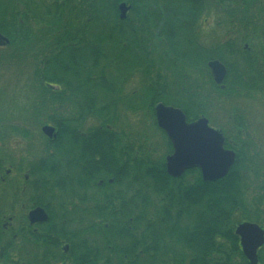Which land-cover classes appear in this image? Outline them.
<instances>
[{"label": "trees", "instance_id": "obj_1", "mask_svg": "<svg viewBox=\"0 0 264 264\" xmlns=\"http://www.w3.org/2000/svg\"><path fill=\"white\" fill-rule=\"evenodd\" d=\"M125 1L133 14L120 20L118 5ZM201 1L0 0V34L9 41L0 49L11 51L12 58H29L34 66V118L44 116L42 124L56 129V138L44 137L40 165L29 169L32 180L42 178L43 194L68 193L73 146H90L93 155L123 147V170H116L111 156L106 160L117 184L123 185L122 195L129 197L118 215L110 213L107 218L108 246L116 241L112 238H120L112 245L109 254L113 257H108L107 264H247L235 228L243 222L261 225L258 207L251 211L241 186L248 168L242 163L248 162L245 144L234 147L233 166L216 181H203L194 168L179 178L165 170L164 157L171 146L154 121L155 104L178 108L188 122L194 121L204 116L207 95L203 92L212 89L199 90L182 70L187 61L194 60L191 50L182 51L184 26L198 17ZM212 1L229 18L251 20L253 37L264 39V0ZM149 28L153 30L150 36L164 46L169 62L162 55L161 62H155L157 48L146 31ZM161 65L173 67L178 75H169L173 78L166 82ZM134 75L143 76L145 83L136 94L141 100L132 104L124 102L120 87ZM123 110L151 117L149 126L166 140L165 155L160 156L144 140L138 144V159L132 165L128 148L134 141L126 133L119 137L114 133L120 129ZM10 129L22 139L32 136L23 125ZM140 225L150 228L154 236L152 244L141 247L145 253L153 250L155 259L150 263L136 260L133 229Z\"/></svg>", "mask_w": 264, "mask_h": 264}, {"label": "flooded vegetation", "instance_id": "obj_2", "mask_svg": "<svg viewBox=\"0 0 264 264\" xmlns=\"http://www.w3.org/2000/svg\"><path fill=\"white\" fill-rule=\"evenodd\" d=\"M200 3L198 17L193 19L190 25L184 26L185 32L182 39L183 54L191 50V57L194 59L185 61V67L188 66V69L200 76L201 83L196 82V87L201 91L206 87L223 91L226 88L230 90H237L240 87L257 88L260 84L261 89H264V66L258 65L260 70H257L255 66V62H260V59L264 63V39L253 37L251 20L245 19L243 24L238 23L236 28L232 23L236 19L230 18L228 23L230 22L229 24L237 32H243V34L236 37L233 32H230V35L226 36L222 42L215 43L218 39L214 38L213 31L219 30L220 20L215 16L210 20L203 17L205 12L207 14V3L204 1ZM211 6L212 13L217 12L216 15H218V3L212 1ZM128 7L126 17L131 8ZM210 23L212 24L211 33H207V25ZM214 62L221 64L225 70L221 83H216L212 75L209 64ZM204 73L208 76L204 77ZM126 82H123L120 87L122 95L125 96L124 102L137 103L141 100L136 95L140 87L138 90L125 93L123 87ZM155 106L153 114L156 123ZM121 112L132 114L127 110ZM201 118L205 117L200 116L194 121L186 120V122L193 123ZM240 120L230 119L231 129L226 132L232 133L230 135L233 138L241 137L242 134L252 137L247 123L241 118ZM88 126L89 124L85 123V128ZM208 126L222 135L223 148L234 152L236 160L234 141H227L226 132L210 124L209 121ZM235 126L239 134H233ZM114 133L119 137L125 132L119 129ZM11 134L13 135L12 132ZM168 142L171 146V142L169 140ZM55 149L58 150L57 147ZM90 149V146L78 147V149L76 147L71 152L72 167L68 171L70 175L68 193L62 194L61 190H56L54 195H45L40 175L36 171L39 177L32 180L29 172L30 168L40 165L39 161L43 155L27 157L26 152L20 151L22 153L17 156L7 147L0 146V264H107L108 257H113V254L109 252L113 250L112 245L118 244L120 238H112L116 241L108 246L107 218L110 213L118 215L122 211L124 202H129V197L124 198L122 195L123 185L117 184L106 160L111 156V160L117 167L116 170L118 168L123 170V147L110 148L107 155L105 153L93 155ZM128 149L133 154L132 165H134L138 159L139 147L135 144ZM170 151L168 155L173 152L172 146ZM92 159L102 166L94 164ZM92 167L93 171H91ZM194 169H197L201 176L200 169L197 167ZM91 173H95L92 179L89 177ZM38 208L44 210L47 215L46 221L30 220V213ZM150 213L153 215L154 210ZM118 229L115 227L116 231ZM261 229L264 232L263 226ZM133 230H135L133 237L138 244L136 260L152 262L155 259L153 250L147 253L141 250V247L144 248L145 245L148 247L153 243L152 231L142 225ZM245 261L249 264L246 258ZM232 262H241V260L233 259ZM257 264H264V244L257 250Z\"/></svg>", "mask_w": 264, "mask_h": 264}, {"label": "rangeland", "instance_id": "obj_3", "mask_svg": "<svg viewBox=\"0 0 264 264\" xmlns=\"http://www.w3.org/2000/svg\"><path fill=\"white\" fill-rule=\"evenodd\" d=\"M204 2L207 3V14L205 12L203 17L210 20L215 16L220 20L219 30L216 29L213 31L215 34L214 38L218 39L215 43H218V41L222 42L226 36L230 35V32H233L236 37L243 34V32H237L233 26L229 24L230 22L228 23L230 18L224 14L223 11L218 9V15H216L217 12H215V14L212 13V0H204ZM121 3H125L129 6V3L126 1ZM132 14L133 13L130 11L127 17L132 16ZM240 21L241 20L238 19V21L235 20V22H232L235 24L234 27L237 28L238 23L243 24V22ZM211 23L207 25V33H211ZM146 31L149 33V37H151L150 34H153L152 28ZM151 39L157 48L154 53L155 62H161L160 57L161 55L162 57L164 56L165 48L160 41L155 40L153 37H151ZM166 59L169 62L170 59L168 57ZM260 62H255L257 70H260L259 66H264V63ZM161 67V70L165 73L164 77L166 78V82H168L169 79L173 78L169 76L174 74L173 67L169 65L167 68L164 65H161ZM182 67L184 68L182 69L184 75L195 83L200 82V76L196 72L191 71L187 67ZM33 68L34 66L29 62L28 57L22 56L21 58H12L11 51H8V49H0V146L3 145L7 147L12 151L11 153L17 156L22 153L20 151L26 152L25 155L27 157L42 156L45 136L41 133V128L45 125L51 126L50 124H42L44 123V116L36 115L34 118L36 108L33 105L35 93V86H33L32 83ZM174 75L176 76L178 74ZM144 81L145 78H143V76L134 75L124 85V92L130 93L138 90V88L145 83ZM246 88L240 87V89L237 90H227V92L221 93L220 91L207 89L206 87L207 90L203 92L205 97L207 95L206 102H204L206 106L203 107V117L208 119L210 124L221 128V130L225 132L231 129L230 119L241 121V118L247 123L248 130L251 131L252 137L242 134L241 137L233 138L230 135L232 133L227 132L225 136L227 141L232 140L236 145H246H244L245 148L243 149L244 155L248 156L249 163L242 160V163L247 165L248 168L245 166L246 172L241 179V186L245 189L249 204L248 207L251 211L258 207L260 211V226L264 227V89L255 90L256 88L253 87L248 90ZM257 88H261L260 85ZM150 118L151 117L143 114L132 116L130 113L121 112L119 116V128L123 129L124 132L132 138L135 144L138 145L141 141L147 140L150 145L158 149L160 152L159 155L163 156L167 149L166 140L163 139V136L158 131H155L154 127L149 126L151 122ZM20 125L29 128L32 136H30L28 140L22 139L16 135L17 133L11 134L10 128ZM233 129V134L240 133L236 132L238 130L236 126ZM144 136L145 138H143ZM73 150L74 146L72 147V151Z\"/></svg>", "mask_w": 264, "mask_h": 264}, {"label": "water", "instance_id": "obj_4", "mask_svg": "<svg viewBox=\"0 0 264 264\" xmlns=\"http://www.w3.org/2000/svg\"><path fill=\"white\" fill-rule=\"evenodd\" d=\"M129 7L125 3L118 5L119 19L124 20ZM9 44L7 38L0 34V47ZM216 83H221L225 70L217 62L210 63ZM156 125L171 142L172 154L165 157L166 173L179 178L191 168H199L202 180L216 181L224 178L235 161V153L223 148L222 135L208 126V121L201 118L187 123L185 115L178 108L155 106ZM42 134L48 139L55 138V129L45 125ZM30 220L46 221L44 210L38 208L29 215ZM235 235L239 238L241 251L249 264H257V250L264 244V232L255 223L243 222L236 226Z\"/></svg>", "mask_w": 264, "mask_h": 264}]
</instances>
